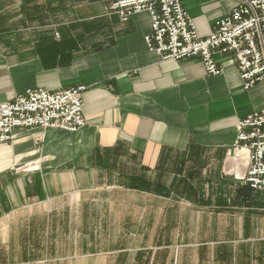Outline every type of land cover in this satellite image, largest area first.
<instances>
[{
    "label": "crops",
    "instance_id": "1",
    "mask_svg": "<svg viewBox=\"0 0 264 264\" xmlns=\"http://www.w3.org/2000/svg\"><path fill=\"white\" fill-rule=\"evenodd\" d=\"M181 1L204 38L240 0ZM39 2L41 12L31 16L41 25L27 28L25 37L0 41V103L27 89L83 86L85 124L73 133L15 129L0 146V264H64L58 242L66 223L91 222L98 210L91 198L104 188L168 201L144 198L141 226L150 219L159 224L163 209L220 211L210 196L234 191L220 185L228 178L220 170L244 173V161L232 153L236 124L264 108V81L244 91L233 58L216 52L222 70L216 76L196 58L162 60L146 47V13L122 21L109 12L108 0ZM15 8L16 1L12 7L11 0H0V13ZM201 177L209 184L194 182ZM128 205L107 206L111 225L128 217L119 220L115 213ZM261 218L262 224L252 220L251 230L248 221L244 231L240 223L237 239L197 244L195 262L185 264H264ZM209 219L207 213L206 226ZM154 255L145 264H153ZM179 261L177 254L169 256V264Z\"/></svg>",
    "mask_w": 264,
    "mask_h": 264
},
{
    "label": "built area",
    "instance_id": "2",
    "mask_svg": "<svg viewBox=\"0 0 264 264\" xmlns=\"http://www.w3.org/2000/svg\"><path fill=\"white\" fill-rule=\"evenodd\" d=\"M108 10L126 21L146 13L150 30L144 41L149 51L174 62L196 58L211 76L221 74L213 53L230 55L243 82L250 90L264 81V0H240L220 18L213 31L201 38L181 0H108ZM83 86L66 90H25L0 103V146L15 129H58L76 132L84 126L81 93ZM245 154L241 180L252 190L264 193V108L236 124L232 153Z\"/></svg>",
    "mask_w": 264,
    "mask_h": 264
},
{
    "label": "rangeland",
    "instance_id": "3",
    "mask_svg": "<svg viewBox=\"0 0 264 264\" xmlns=\"http://www.w3.org/2000/svg\"><path fill=\"white\" fill-rule=\"evenodd\" d=\"M15 1L17 3L15 10L1 11L0 13V41L2 42L14 40L15 37H25L27 28L32 30L31 28H36L42 23V21L34 19L42 10L40 0H33L34 5L32 6H26V0H22V6H20L19 0H11L12 7ZM31 14L35 16H31ZM235 161H238L237 157ZM221 166L223 167V162L222 165L221 162L219 164L220 169ZM1 167L3 166L0 165ZM237 168H243V165ZM221 174L222 177L232 178L234 185L228 181V178L222 183L220 182V185L234 186V191H227L220 196H210L209 202H213L216 206L219 205L220 211L201 212L189 207L177 210L163 209L159 224L150 219L151 221H146L141 226L137 221L141 214L139 204L143 203L144 198H152L151 200L156 203L161 202L163 205L168 201L144 197L138 192L102 189L91 198L98 209L93 213L91 212L93 216L91 222L87 225L83 221L82 224L78 222L75 225L66 223V234L64 237L60 236L58 242L60 254L63 253L61 252L63 247L65 250L64 264H123L125 259L118 257L122 254H124V258L130 261L128 264H145L146 258L148 259L153 252H155L153 264H169L168 260L171 254L173 256L177 254L181 264H185L187 261L193 263L196 260L194 255L198 247L197 244L205 241L215 242L218 239L239 238L240 223L244 231L243 226L247 221L250 225L248 230L254 228V225L251 224L253 219L257 224L262 222L264 193L256 192L250 200H243L238 195L239 191L246 186L241 180L243 171L235 173L231 167H227L222 172L220 170ZM208 180L210 179H202L201 177V179L195 178L194 182L199 183L201 181L204 185H208ZM184 183L190 187L189 182L184 181ZM218 198L219 202H217ZM123 202L129 204L130 210L116 211L115 213L120 216V218L118 217L119 220L122 215L124 218L125 215L128 217L123 222L116 223L115 221L111 225L109 220L111 213L107 210V206L111 203L116 205ZM207 213L210 219L206 226L205 221L202 220L206 218ZM145 214L147 215V211ZM84 216L86 215L84 214ZM244 235L243 232V238ZM208 245L211 246V244ZM146 246L151 247V249H144ZM124 249H126L125 252L120 251Z\"/></svg>",
    "mask_w": 264,
    "mask_h": 264
},
{
    "label": "trees",
    "instance_id": "4",
    "mask_svg": "<svg viewBox=\"0 0 264 264\" xmlns=\"http://www.w3.org/2000/svg\"><path fill=\"white\" fill-rule=\"evenodd\" d=\"M254 194H256V192H254L248 185L242 188L238 193L240 198L246 201L250 200L254 196Z\"/></svg>",
    "mask_w": 264,
    "mask_h": 264
},
{
    "label": "bare ground",
    "instance_id": "5",
    "mask_svg": "<svg viewBox=\"0 0 264 264\" xmlns=\"http://www.w3.org/2000/svg\"><path fill=\"white\" fill-rule=\"evenodd\" d=\"M237 158H238V160H240V161H242V160H244L245 159V154L243 153V152H240L239 154H237V156H236ZM235 157V158H236ZM241 174V173H240ZM239 174V175H240ZM238 175V176H239ZM241 176V175H240Z\"/></svg>",
    "mask_w": 264,
    "mask_h": 264
}]
</instances>
